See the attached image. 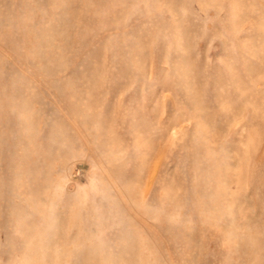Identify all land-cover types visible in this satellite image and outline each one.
Listing matches in <instances>:
<instances>
[{
  "label": "rangeland",
  "instance_id": "1",
  "mask_svg": "<svg viewBox=\"0 0 264 264\" xmlns=\"http://www.w3.org/2000/svg\"><path fill=\"white\" fill-rule=\"evenodd\" d=\"M0 264H264V0H0Z\"/></svg>",
  "mask_w": 264,
  "mask_h": 264
}]
</instances>
